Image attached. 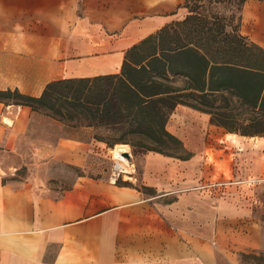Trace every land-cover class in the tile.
Segmentation results:
<instances>
[{
    "label": "crops",
    "instance_id": "crops-1",
    "mask_svg": "<svg viewBox=\"0 0 264 264\" xmlns=\"http://www.w3.org/2000/svg\"><path fill=\"white\" fill-rule=\"evenodd\" d=\"M184 1L0 0V90L38 97L51 81L119 73L132 45L188 14ZM238 29L264 49V0L244 1ZM91 130L0 103V264H218L237 249L225 252L222 238L240 235L224 223L251 212L240 183L264 184L263 137L227 132L179 105L167 130L190 156L142 153L145 194L117 184L123 173L113 169L108 178L73 172L102 144ZM21 168L30 177L10 181ZM53 176L58 186L43 185Z\"/></svg>",
    "mask_w": 264,
    "mask_h": 264
},
{
    "label": "trees",
    "instance_id": "trees-1",
    "mask_svg": "<svg viewBox=\"0 0 264 264\" xmlns=\"http://www.w3.org/2000/svg\"><path fill=\"white\" fill-rule=\"evenodd\" d=\"M190 18L132 45L119 73L51 81L38 97L0 90V103L28 106L73 127L127 124L151 135L146 150L181 159L190 153L163 128V117L178 104L208 114L227 132L264 136V49L240 34L239 19L230 40L207 37L204 25L190 39L184 26Z\"/></svg>",
    "mask_w": 264,
    "mask_h": 264
},
{
    "label": "rangeland",
    "instance_id": "rangeland-1",
    "mask_svg": "<svg viewBox=\"0 0 264 264\" xmlns=\"http://www.w3.org/2000/svg\"><path fill=\"white\" fill-rule=\"evenodd\" d=\"M185 5L186 7H184L188 13L187 15L191 17L184 25L189 33L191 30V33L189 35L190 39H194L199 36L195 35L194 30L200 25H204V30L208 31L207 37H212L217 40L227 41L236 35V27L243 5L241 0H188ZM175 27H177V30L179 29L178 31L180 32V25L176 24ZM179 105L181 104L176 105L171 111H169V109L165 110V112L169 111V114L163 117V128H165L166 131H168L167 126L169 124V120L174 116V113H176V108L179 107ZM61 123L64 124L65 130L67 128L77 129L83 127H91L92 130L90 131V134H92L95 140L102 143L98 147H94L91 150L89 159L87 160V163L84 167H73L74 173L89 174L95 177H110L113 169L111 148H113L117 144H126L129 147V157L126 159L133 163L134 171L131 175L126 174L127 176L117 173L120 175L116 177L118 179L116 183L132 185L145 194L148 193V190L137 181L136 175L139 171L138 163L141 154L148 151L146 150L147 145H151L150 134H143V132H134L133 129L127 124L110 130L104 126L73 127L66 123ZM84 134V131L80 129V135L83 136ZM260 137L264 138V136ZM224 166V171H226L228 166L226 164ZM57 169H61L63 173L66 174L68 172H71L65 167L60 168V166H58ZM128 176L130 178H128ZM29 177V172L21 168L15 171L14 175L9 176L8 179L10 181H24ZM247 179L248 178H242L241 182L247 181ZM248 181L249 184H239V192L242 194L243 201L251 204V212L247 218H244V220H248L251 216V221L245 222L244 220H239L238 223L236 222L233 226L224 223V229L226 231L232 228H238L237 232L240 237L236 236L235 231L233 236L227 235L222 238V244L225 248V252L227 250V247H229L230 245L231 247L232 245L234 247H237V249L231 248V251L233 253H227L229 254L228 257L224 256L223 259L219 257L218 264H264V184L259 179H248ZM43 185H46L49 188H55L59 185V180L54 176L53 178H45L43 180ZM247 226L254 227L256 231L257 236L253 240H251V238L248 240L243 235L247 231ZM236 239H238L240 243L246 245L240 244L244 247L238 248V245H235L237 244V242H235ZM250 243H254L255 246L253 248L247 247Z\"/></svg>",
    "mask_w": 264,
    "mask_h": 264
},
{
    "label": "bare ground",
    "instance_id": "bare-ground-1",
    "mask_svg": "<svg viewBox=\"0 0 264 264\" xmlns=\"http://www.w3.org/2000/svg\"><path fill=\"white\" fill-rule=\"evenodd\" d=\"M128 148L129 147L126 144H117L111 149L114 176H116L117 173H123L124 176H127L126 174L131 172L132 166L130 165L129 160H127L122 154L124 152L128 153Z\"/></svg>",
    "mask_w": 264,
    "mask_h": 264
},
{
    "label": "water",
    "instance_id": "water-1",
    "mask_svg": "<svg viewBox=\"0 0 264 264\" xmlns=\"http://www.w3.org/2000/svg\"><path fill=\"white\" fill-rule=\"evenodd\" d=\"M123 154V156L124 157H126V158H128L129 157V154L128 153H126V152H124V153H122Z\"/></svg>",
    "mask_w": 264,
    "mask_h": 264
},
{
    "label": "built area",
    "instance_id": "built-area-1",
    "mask_svg": "<svg viewBox=\"0 0 264 264\" xmlns=\"http://www.w3.org/2000/svg\"><path fill=\"white\" fill-rule=\"evenodd\" d=\"M118 177V176H117Z\"/></svg>",
    "mask_w": 264,
    "mask_h": 264
}]
</instances>
